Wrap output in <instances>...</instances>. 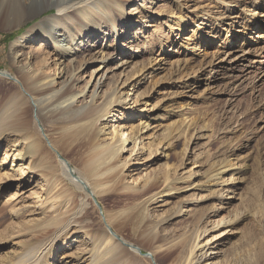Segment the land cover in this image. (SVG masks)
Returning a JSON list of instances; mask_svg holds the SVG:
<instances>
[{
	"label": "rangeland",
	"instance_id": "obj_1",
	"mask_svg": "<svg viewBox=\"0 0 264 264\" xmlns=\"http://www.w3.org/2000/svg\"><path fill=\"white\" fill-rule=\"evenodd\" d=\"M260 2L259 8L255 0H179V4L177 0H166L160 9H154L156 17L151 16L153 20H149L143 29L147 42L139 48L141 56L132 61L121 77L111 75V82L104 88L105 91L112 90L118 81L122 95L128 93L127 100L115 108L118 115L112 114L109 117L113 118L105 119L110 127L108 131L117 128L129 137L138 131L136 149L134 142L129 141L122 153V160L129 164L121 185H136L135 180H138V186L146 176L157 177L162 182L167 165L178 168L175 175L170 173L172 178L179 179L183 175L187 178L185 182L177 180L179 190L150 207L152 220L173 215L167 224L163 223L164 231L159 227L160 236H195L200 227L210 230L219 220L234 219L239 214L235 226L225 229L221 225L201 237L203 243L209 240L210 248H217L207 252L214 254L208 264H248L251 260L257 263L258 245L264 246V0ZM120 4L125 6V12L138 7L133 1ZM53 13L57 10L50 9L20 27L0 29V71H14L9 53L12 42L34 23ZM181 15L185 19L179 22ZM123 19L124 16H116L109 25L111 30L115 22L120 38L130 29L126 28L127 20ZM134 20L136 23L138 18ZM260 26L262 29L258 30ZM140 27L135 24L131 29L136 31ZM244 29L250 37L247 42L242 37L237 40V33ZM202 33L204 39H198ZM49 36L28 41L22 49L25 57L36 54L29 62L28 77L42 75L46 82L56 81V87L60 81V64L65 59L57 55L54 45L46 48ZM228 38L230 43L226 42ZM189 60H192L191 64L187 62ZM187 64L189 67L186 68ZM100 66L98 64L97 68ZM141 66L144 70L133 76L135 71L142 69ZM91 72L83 74L81 88L91 80ZM94 79L95 76L92 83ZM23 83L26 86V82ZM132 83L138 84L129 86ZM7 86L0 81V87ZM93 89L94 86L88 96ZM7 91L12 92L13 88L9 87ZM137 96H140L138 103H134ZM124 105L128 107L126 111ZM28 118L32 120L31 112ZM146 124L149 126L145 129L143 125ZM47 128L43 127L45 139L48 145L54 146L56 134ZM12 145V139L0 142V163ZM53 154L58 158V154ZM12 160L13 156L5 159L0 172L12 173ZM69 160L74 168H78L72 159ZM29 163L25 160L24 167H20L21 163L16 162L13 168L17 172L16 179L23 175L21 181L11 180L0 187V263L12 251H25L40 244L43 248L35 257L38 258L37 264H96L94 257L106 254L104 246L100 247L98 241L94 243L83 229L65 237L63 234L67 229L55 231L47 222L50 213L44 211L40 200L46 197L48 187L46 181L27 170ZM228 163L231 166L227 168ZM221 166H225L226 171L221 183L215 186L217 182L212 178L209 189L208 179ZM189 175L192 176L190 180ZM17 184L19 187L15 188ZM159 186L143 201L162 191L164 187ZM70 188L78 204L66 217L73 222L75 214L85 204L77 218L88 212L86 222L93 223L95 233H101L105 228L112 233L107 223L109 212L118 214L134 206L123 204L114 208L110 202L101 201L106 194H99V189L88 187L81 192L72 185ZM86 193H93L95 197H87ZM179 208L181 214H176ZM72 226L76 225L73 223ZM123 227L119 231L127 242L119 240L121 244L117 245H135L138 236L133 228L124 224ZM97 247L98 252L94 251ZM54 248L57 250L53 253ZM143 253L149 255L152 250L147 246ZM178 253L173 252L169 257L157 255V264H171ZM141 261L139 264H152L147 259ZM128 262L132 263V260Z\"/></svg>",
	"mask_w": 264,
	"mask_h": 264
},
{
	"label": "bare ground",
	"instance_id": "obj_2",
	"mask_svg": "<svg viewBox=\"0 0 264 264\" xmlns=\"http://www.w3.org/2000/svg\"><path fill=\"white\" fill-rule=\"evenodd\" d=\"M124 1L129 3L133 1V3H137L138 7H133L131 12H125V6L120 4ZM165 1L0 0V29L17 28L28 21H34L50 9L57 10V13L47 15L30 26L19 37L20 40L18 38L12 42L9 53L10 59L13 61L14 71H0V81L8 85L6 88L0 87V94H2L0 98V142L12 139L11 151L14 149L12 154H10L11 151L6 153V158L4 157L0 163L1 167L5 159L13 156L10 166L12 173L10 171L0 172V187L4 183H9V181L17 178V172L13 168L16 162L21 163L20 167H24L25 160H29L27 170H32V175H38L37 177H41L43 181H46L45 186L48 187L46 197L40 200L44 211L50 213V216L46 218L47 222L54 227L55 231L63 232L67 229L66 233L63 234L65 237L74 235V233L83 229L85 235L92 237L94 243L98 241L100 247L104 246L106 254L94 257L93 261L96 264H130L131 262H128V260H132L131 264H139V262L142 263L141 260L145 259L153 264L157 255L159 257L160 255L169 257L176 251L180 253H178V257L175 255L176 259L171 264H208L214 254L212 252L208 254L207 252L210 250L215 251L217 248H210L211 243L209 244V240L203 243L200 240L201 237L221 225L225 229L235 226L239 220L238 214L237 218L234 219L219 220L210 230L205 226L204 228L200 227L195 236L193 235L194 237L183 234V236L177 238H174L175 235L166 238V236H160L159 230L163 228V223L167 224V221L173 215L152 220L150 207L157 200L170 196L173 191L179 190L176 184L177 180L185 182L187 178L184 175L179 179L172 178L170 173L173 172V175H175L178 168L167 165L162 182L157 177L153 179L152 176H146V179L138 186V180H135L136 185H121L125 179L124 171L129 164L127 161L122 160V153L126 150L129 141L134 142V149H136L139 138L137 137L138 131L132 132L131 137L126 136L125 131L119 132L117 128L108 131L110 127H108L106 120L113 118L109 117L112 114L114 116L118 115L115 114V108L127 100L128 93L127 96L122 95L119 91L120 84L118 81L112 90L105 91L104 88L108 87V82H111V75L121 77L132 61L141 56L139 48L147 42L146 35H143V29L146 28L149 20H153L150 17L155 16L153 14L157 13L154 9H160L161 3ZM255 1H257L256 6L260 8L262 5L260 0ZM177 3L179 4V0H177ZM180 6L185 7L182 4ZM116 16L121 18L124 16L123 20H127L126 28L130 27L128 33L125 30L126 32H124L122 38H120L115 22L112 24V29L109 28L110 22ZM136 17L138 20L135 23L134 19ZM184 19L181 15L178 21L181 22ZM135 24L141 27L133 31L131 27ZM261 29L262 26L258 28V30ZM245 30L241 32L242 34L237 33V40L241 37L245 42L250 40V37L244 33ZM45 35H50L49 45L46 48L49 49L54 45L53 48L57 49V55L65 59V62L60 64L58 74V80L60 81L56 87V81L46 82L42 79V75L36 78L28 77L30 72L29 62L36 54L32 57H25L27 55L22 49L26 42L36 41ZM204 36L205 34L202 33L198 39L202 40ZM226 42L230 43L231 41L228 38ZM100 45L102 46L98 51ZM78 57H81V60H77ZM20 59L22 60L20 61ZM23 61H27V63L23 64ZM191 61L187 62L191 64ZM98 64H101L99 68H97ZM189 64L186 68L189 67ZM91 70V80L81 88L80 84L84 82L83 74H87ZM143 70L142 67L141 70L133 71V76ZM94 76L95 79L92 83ZM23 81L26 82V86ZM126 82L127 79L124 83ZM136 84L138 83H132L129 86H135ZM93 86L94 89L88 96L90 88ZM9 87L13 88L12 92L7 91ZM125 91L126 89H124ZM139 97H136L134 103H138ZM124 106L126 111L128 107L127 105ZM30 112L33 116L32 120L28 118ZM143 126L146 129L149 124ZM43 127H49L47 128L48 131L55 132L54 146L48 145ZM168 130L171 135L170 127ZM166 132L168 133V131ZM19 143L21 144L19 145ZM53 152L58 154L59 159L54 156ZM151 154L153 155V152ZM165 156L168 157L166 154ZM69 158L73 160L78 168L72 166ZM230 163L224 165L229 167L231 166ZM225 166H221L219 169L216 168L218 169V171H215L216 174L208 179L209 189H211L212 178H215L217 182L214 184L215 186L221 183L222 174L226 172ZM191 175L188 176L189 180L192 177ZM22 176L16 180L20 182ZM159 184L164 187L163 190L153 195L149 200L143 201L144 197L160 188ZM71 185L81 192L88 190V187L101 190L99 194H106L101 201L110 202L114 208L123 204H134V206L118 214H110V212L108 215L106 214L107 223L110 224L112 233L107 228L101 230V233H95V231L93 232V223L86 222L88 212L83 217L77 218L83 212L85 204L81 205L73 222L70 217H66L67 214L75 210L78 204L73 196L72 188H70ZM17 187H19L18 184L15 188ZM89 196L95 197L93 193L87 194V197ZM9 204L12 205L13 203L10 202ZM180 208L176 214L180 213ZM118 220L119 222H117ZM73 223L76 226L71 228ZM123 224L133 228L135 235L138 236L135 241L138 246H135L136 244L128 247L117 245V243L121 244L119 240L127 242L122 232L119 231V228L123 230ZM223 232H226V230H223ZM170 240L173 241L170 243L168 242ZM147 246L152 250L149 255L143 253V249ZM42 248L43 246L39 244L32 249L30 248L31 250L28 248V251H24V249H19L21 251L17 252L12 251L13 253L11 252V255L5 257L0 264H37L38 258L35 259V257ZM56 250L54 248L53 253ZM95 250L98 252V247L94 248ZM256 256L257 263H253L251 260L248 264H264L263 244L259 243ZM155 264H157V260Z\"/></svg>",
	"mask_w": 264,
	"mask_h": 264
}]
</instances>
